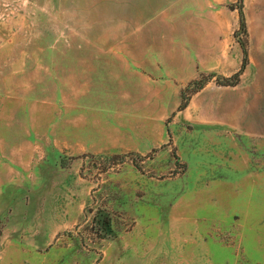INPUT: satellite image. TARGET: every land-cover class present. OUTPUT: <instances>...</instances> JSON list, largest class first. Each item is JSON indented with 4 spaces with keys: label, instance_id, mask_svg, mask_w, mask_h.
<instances>
[{
    "label": "rangeland",
    "instance_id": "rangeland-1",
    "mask_svg": "<svg viewBox=\"0 0 264 264\" xmlns=\"http://www.w3.org/2000/svg\"><path fill=\"white\" fill-rule=\"evenodd\" d=\"M247 130L264 0H0V264H264Z\"/></svg>",
    "mask_w": 264,
    "mask_h": 264
},
{
    "label": "trees",
    "instance_id": "trees-1",
    "mask_svg": "<svg viewBox=\"0 0 264 264\" xmlns=\"http://www.w3.org/2000/svg\"><path fill=\"white\" fill-rule=\"evenodd\" d=\"M241 21H242V28H243V31H247L246 30V25H245V21H244V16H243V13L241 12ZM243 47V52H244V55H245V59H244V62H243V70L245 69L246 65H247V49L244 45H242ZM240 76H241V73H238L236 74L233 78H230V79H225V84L223 86H226V87H236L240 81ZM233 79V80H231ZM187 107L186 104H183L181 105L180 109L181 110H184L185 108Z\"/></svg>",
    "mask_w": 264,
    "mask_h": 264
},
{
    "label": "crops",
    "instance_id": "crops-1",
    "mask_svg": "<svg viewBox=\"0 0 264 264\" xmlns=\"http://www.w3.org/2000/svg\"><path fill=\"white\" fill-rule=\"evenodd\" d=\"M216 131H222V134H228L230 132H233L235 134H245V131L246 130H216ZM247 131H250L251 133H248V134H251V135H263L264 136V130H247Z\"/></svg>",
    "mask_w": 264,
    "mask_h": 264
}]
</instances>
